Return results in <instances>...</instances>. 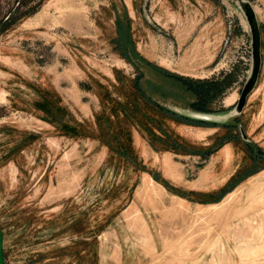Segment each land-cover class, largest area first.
<instances>
[{"label":"rangeland","instance_id":"rangeland-1","mask_svg":"<svg viewBox=\"0 0 264 264\" xmlns=\"http://www.w3.org/2000/svg\"><path fill=\"white\" fill-rule=\"evenodd\" d=\"M40 1L16 11L17 0H0L6 264H264V0H247L261 26L262 70L242 111L253 53L238 0H43L19 18ZM128 39L170 72L221 82L210 111H201L145 67L158 100L207 123L168 119L169 127L196 147L238 138L204 156L156 150L133 128L148 168L136 171L97 138L65 134L47 118L60 103L95 126L105 89L128 98L137 73ZM243 176L218 202L181 193L216 191Z\"/></svg>","mask_w":264,"mask_h":264},{"label":"trees","instance_id":"trees-1","mask_svg":"<svg viewBox=\"0 0 264 264\" xmlns=\"http://www.w3.org/2000/svg\"><path fill=\"white\" fill-rule=\"evenodd\" d=\"M31 1L17 0L18 9L16 11H21ZM42 2L43 0L38 5L33 6L31 10L20 13L19 18L35 12ZM128 45V55L130 56L126 58L135 66L137 72L129 80L130 91L128 92V98H115L111 95L109 89H105L102 97L103 108L96 113L95 126L76 118L67 106L60 103L55 104L53 107L54 115H49L47 118L56 125L58 124L65 134L97 138L102 144L108 146L111 158L117 157L136 171H146L148 168L135 146L133 128L139 129L154 149L173 150L183 154L208 156L221 148L225 143L238 138L235 135L220 143L215 142L210 146L196 147L169 127L166 124V120L168 119L193 125H207V123L204 120L196 121L184 114H180L158 100L155 97L158 92V84L146 78L145 67L154 69L157 74L160 73L165 76L168 80V87L172 88L170 93H172L174 88L178 89L179 92L181 91L185 94V97L189 99L194 109L201 111H210L208 104L216 94L221 92V82L207 79H194L175 74L137 52L136 46L131 39H128ZM117 77L121 83L120 85H124L125 82L120 78L119 74ZM229 127L232 131L238 129L239 118H234ZM248 145L252 146V144ZM256 150L258 153L263 151L258 145H256ZM260 157L261 155L256 156L254 162L257 163ZM152 174L157 180L164 182L168 186L165 180L160 178V173L152 171ZM246 176L237 178L235 182L233 181L234 178H232L222 188L216 191L181 193L183 196L192 195L194 199L200 202H218L233 190L240 181L245 179Z\"/></svg>","mask_w":264,"mask_h":264},{"label":"water","instance_id":"water-1","mask_svg":"<svg viewBox=\"0 0 264 264\" xmlns=\"http://www.w3.org/2000/svg\"><path fill=\"white\" fill-rule=\"evenodd\" d=\"M238 1L240 2L241 7L243 8L247 16L249 25L251 27L252 53H253L252 73L245 87L243 88L241 92V96L238 101V111H242L246 104L249 94L253 91V89L255 88L258 82L262 70V32L258 17L250 2L247 0H238ZM0 264H6L1 230H0Z\"/></svg>","mask_w":264,"mask_h":264},{"label":"bare ground","instance_id":"bare-ground-1","mask_svg":"<svg viewBox=\"0 0 264 264\" xmlns=\"http://www.w3.org/2000/svg\"><path fill=\"white\" fill-rule=\"evenodd\" d=\"M3 234V233H2Z\"/></svg>","mask_w":264,"mask_h":264}]
</instances>
